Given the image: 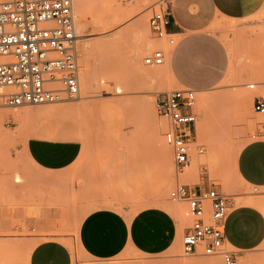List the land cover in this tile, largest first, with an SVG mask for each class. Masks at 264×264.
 I'll return each mask as SVG.
<instances>
[{
  "label": "rangeland",
  "instance_id": "374dc122",
  "mask_svg": "<svg viewBox=\"0 0 264 264\" xmlns=\"http://www.w3.org/2000/svg\"><path fill=\"white\" fill-rule=\"evenodd\" d=\"M154 1L73 0L79 95L54 103L0 106L1 111L11 113L0 116V219H4L0 246L9 251L0 264H27L29 251L39 239H24L37 230L25 228L22 216L38 215L43 210L58 214V230L72 251V264H224L220 255L185 254L181 234L172 247L159 254L127 251L110 259H94L77 247L75 230L83 214L98 206L135 210L146 204H171L184 228L192 220L186 203L169 199V190L176 183L214 187L229 195L232 206L246 199L264 200L259 199L264 192L243 186L234 169L238 150L264 137L256 134L264 117L252 110L253 97L264 95V9L228 19L213 13L205 0H172L175 45L186 42L184 47L190 49L203 43L219 55V60L210 79L199 81L184 62L176 79H170L165 64L142 62L157 43L147 26V8ZM139 19L143 24L130 30ZM168 45L164 43V47ZM191 60L195 66L205 63L198 56ZM145 71H156L157 75L150 79ZM86 73L91 82L87 93ZM249 83H255L254 87L249 88ZM180 84L202 93L196 92L194 110L198 115L188 143L189 165L176 174L170 147L163 138L167 122L155 111L154 95ZM203 105H207V113ZM30 135L79 140L81 155L62 171H40L23 149ZM161 149H166V159H161ZM119 151L137 156L140 171L145 174L147 168L149 172L148 179L140 178L139 184L144 183L141 195L136 194L140 199L134 197L130 204L111 202L97 178L104 158ZM190 167L192 175L187 174ZM123 169L119 168L121 178L126 177L128 168ZM227 247L236 250L229 244ZM243 253L237 256L238 264L250 257L264 263V245Z\"/></svg>",
  "mask_w": 264,
  "mask_h": 264
},
{
  "label": "built area",
  "instance_id": "2783aa9c",
  "mask_svg": "<svg viewBox=\"0 0 264 264\" xmlns=\"http://www.w3.org/2000/svg\"><path fill=\"white\" fill-rule=\"evenodd\" d=\"M172 0L148 6L147 26L156 45L144 54L145 65L165 62L174 44ZM78 34L73 0H0V106L54 103L79 95ZM164 43H162V42ZM249 88L255 83L247 84ZM196 90L180 86L156 92L154 107L167 122L163 138L170 147L175 173L189 165L188 143L198 113ZM252 110L264 117V95H255ZM264 136V122L257 131ZM197 151L202 152L198 147ZM169 199L185 202L192 220L181 236L187 255H220L224 264H238L236 250L228 248L225 225L231 209L229 195L214 187L176 183Z\"/></svg>",
  "mask_w": 264,
  "mask_h": 264
},
{
  "label": "crops",
  "instance_id": "0c3cea01",
  "mask_svg": "<svg viewBox=\"0 0 264 264\" xmlns=\"http://www.w3.org/2000/svg\"><path fill=\"white\" fill-rule=\"evenodd\" d=\"M205 1L213 13L228 19L244 18L264 9V0ZM175 21L173 15V31ZM185 44L186 42L176 44L171 48L164 62L170 79H176L180 73L181 62H184L191 74L197 75L199 81L210 79L216 73L215 64L218 63L219 55L209 51L208 47H211H205L203 43L190 49H186ZM193 56L201 58L204 65L195 66L191 60ZM194 89L197 94L202 93L198 88ZM23 149L36 169L58 172L68 168L80 157L82 144L71 138L30 135L24 142ZM137 163L138 157L125 151L109 155L101 162L97 178L111 202L130 204L136 198L140 199L144 183H139L145 177L148 179L149 172L146 168L143 174ZM234 165L243 186L264 192V137L244 144L236 154ZM124 167L128 168L126 177L121 178L119 168L124 170ZM198 186L205 188L199 184ZM134 197L136 198L133 200ZM259 199H264V195H260ZM58 221V214L53 210H43L38 215L23 214V226L37 230L24 236V239H39L29 251L27 264H72L73 254L61 239L64 238V233L58 230ZM2 224L4 219H0V225ZM186 228L187 226L180 227L171 204H146L135 210L103 205L83 214L76 226L75 240L83 254L99 260L110 259L127 251L153 255L172 247L178 235L182 236ZM224 234L226 242L236 249V256H244V251L255 250L264 245V212L253 204L231 206Z\"/></svg>",
  "mask_w": 264,
  "mask_h": 264
},
{
  "label": "bare ground",
  "instance_id": "6f19581e",
  "mask_svg": "<svg viewBox=\"0 0 264 264\" xmlns=\"http://www.w3.org/2000/svg\"><path fill=\"white\" fill-rule=\"evenodd\" d=\"M79 1L80 0H77V2L79 3ZM110 16V15H109ZM144 18V17H143ZM139 24H143L142 23V19H139V20H137L136 22H134V23H132L131 25H130V30L131 29H133L134 28V26H136V25H139ZM140 26V25H139ZM175 46V43L174 44H172V45H168V47H167V49H168V54H169V52H170V50H171V48H173ZM167 58V57H166ZM166 60V59H165ZM164 64V63H163ZM145 74H146V76L147 77H149L150 79L151 78H153L154 76H156L157 75V72L156 71H153V72H149V71H145ZM166 74H167V76L170 78V76H169V74H168V71H167V69H166ZM83 81H84V88H86V89H84V91H85V93H87L88 92V90H89V86H90V77H89V75L86 73L85 74V76H84V79H83ZM197 92V91H196ZM202 108L203 109H206L205 110V112L207 113V105H203L202 106ZM244 112V111H243ZM3 115H6V117L8 116V115H11V113L9 112V111H1L0 110V116H3ZM19 114H16L15 116L17 117ZM4 119V118H3ZM160 152L162 153L161 155V159H166V149H161L160 150ZM188 172H187V174H189V175H192L193 174V171H194V169H193V167H190L188 170H187ZM189 175H186L187 177L189 176ZM241 203H243V204H253V206L254 205H256V208L258 207V208H260V209H262V211H264V200H261V201H257V200H253V199H246V200H242L241 201ZM176 207H178V206H176ZM181 209V208H180ZM179 212V211H178ZM177 213V212H176ZM175 214V213H174ZM177 215V214H176ZM226 245L228 246V243L226 242ZM8 249H6L4 246H0V259H4V257H6L7 256V254H8ZM243 262V264H247V262H252L253 264L254 263H256V264H264V263H262L260 260H258V257H250V258H245V260L244 261H241V263ZM240 263V264H241ZM180 264H183V263H180ZM190 264H216V262H214V261H210V262H207V263H204V262H201V261H193L192 263H190Z\"/></svg>",
  "mask_w": 264,
  "mask_h": 264
}]
</instances>
